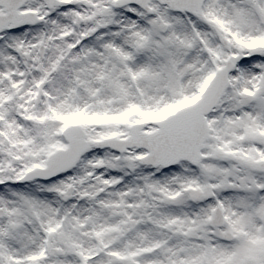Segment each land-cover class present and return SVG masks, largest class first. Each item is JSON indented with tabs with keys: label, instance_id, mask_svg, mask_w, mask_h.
I'll use <instances>...</instances> for the list:
<instances>
[{
	"label": "snow or ice",
	"instance_id": "snow-or-ice-1",
	"mask_svg": "<svg viewBox=\"0 0 264 264\" xmlns=\"http://www.w3.org/2000/svg\"><path fill=\"white\" fill-rule=\"evenodd\" d=\"M0 264H264V0H0Z\"/></svg>",
	"mask_w": 264,
	"mask_h": 264
}]
</instances>
